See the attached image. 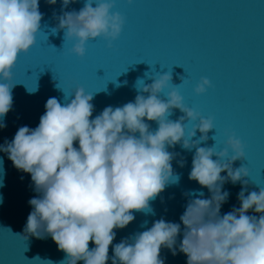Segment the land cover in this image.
<instances>
[{
    "label": "clouds",
    "instance_id": "1",
    "mask_svg": "<svg viewBox=\"0 0 264 264\" xmlns=\"http://www.w3.org/2000/svg\"><path fill=\"white\" fill-rule=\"evenodd\" d=\"M46 2L55 5L57 0ZM75 2L61 0L62 14L56 17L58 25L53 31L65 30V39L73 42L70 51L80 57L87 43L98 37L111 47L125 23L122 14L113 11L116 0H85L79 11L65 10ZM39 3L0 0V129L7 126L4 118L13 108L12 70L18 56L37 40L43 19ZM151 79L150 84L140 80L143 84L137 87L134 101L107 106L95 118L93 93L82 86L69 103L49 98L36 128L22 126L11 141L0 144V152L18 171L31 175L34 190L40 194L29 200L32 211L22 237L51 236L58 250L66 253L61 264H108L110 246L112 264H166L162 249L173 256L185 254L187 264H264V187L245 195L248 182L243 178L249 176V169L233 167L245 158L244 144L233 133L220 150L215 145L199 146L209 139L213 118L185 105L177 87L162 98L172 81L171 72ZM210 86L208 78H201L195 92L203 94ZM174 109L184 115L170 119ZM150 121L158 124L155 130ZM185 121L198 123L188 130ZM197 130L201 136L194 140ZM178 144L189 151L195 148L189 179L206 187L210 198L188 202L180 217L184 230L179 244L181 223L163 218L113 244L115 230L134 221V211L150 210V201L178 179L172 166L178 154L169 151ZM184 163L179 161L181 167ZM229 181L244 186L237 196L240 206L221 216L230 195L223 185ZM249 211L260 215H248ZM35 261L54 264L39 257Z\"/></svg>",
    "mask_w": 264,
    "mask_h": 264
},
{
    "label": "water",
    "instance_id": "2",
    "mask_svg": "<svg viewBox=\"0 0 264 264\" xmlns=\"http://www.w3.org/2000/svg\"><path fill=\"white\" fill-rule=\"evenodd\" d=\"M84 4L85 0H76L65 10L79 11ZM39 10L43 19L36 43L18 56L12 70L13 108L4 118L7 126L0 129V144L5 139L11 141L22 126L36 128L49 98L69 103L76 88L82 86L93 93L95 118L107 106L134 101L143 81L150 84L152 76L171 72L172 81L162 98L177 87L185 105L213 118L214 129L199 146L215 145L220 150L228 135L234 133L245 146V158L235 161L233 167L247 166L250 173L243 178L248 182L245 195L264 187V0H133L131 4L116 0L113 11L125 18L120 36L111 47L103 37L90 40L83 57L70 51L73 42L65 39V30L53 31L58 25L56 17L62 14L61 0L55 5L40 0ZM201 78H208L211 86L197 94L195 88ZM182 115L174 109L169 118L177 120ZM148 123L152 130L158 127L154 121ZM185 123L191 130L198 121ZM200 136L197 130L192 139L199 140ZM169 151L178 154L172 162L178 179L150 201V210L134 211V221L115 230L113 244L151 228L161 218L181 223L190 200L210 198L206 187L189 179L195 148L189 151L178 144ZM181 160L185 161L183 167ZM0 161L4 183L0 187V264H39L36 257L61 264L66 253L58 250L51 236L22 237L32 211L29 200L40 194L34 190L31 175L18 171L3 152ZM242 187L241 182L223 185L230 195L221 216L240 206L237 196ZM248 215L260 214L249 211ZM183 230L181 223L178 244ZM112 255L110 246L108 264H112ZM161 255L166 257V264H187L183 253L173 256L162 249Z\"/></svg>",
    "mask_w": 264,
    "mask_h": 264
}]
</instances>
